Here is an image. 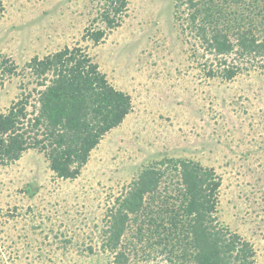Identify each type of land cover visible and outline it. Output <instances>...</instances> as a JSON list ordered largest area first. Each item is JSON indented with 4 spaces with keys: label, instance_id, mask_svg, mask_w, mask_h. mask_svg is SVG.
Here are the masks:
<instances>
[{
    "label": "rangeland",
    "instance_id": "obj_1",
    "mask_svg": "<svg viewBox=\"0 0 264 264\" xmlns=\"http://www.w3.org/2000/svg\"><path fill=\"white\" fill-rule=\"evenodd\" d=\"M247 1L223 8L256 14ZM101 2L1 0L0 111L34 86L26 63L65 46L88 53L129 94L132 108L73 179L56 177L37 148L0 164V264H117L103 249L111 207L149 169L160 183L118 248L129 253L126 264H195L181 256L182 245L194 251L190 235L178 233L171 261L164 236L152 247L147 231L154 224L147 217L162 215L166 198L177 203L180 159L213 173L219 184L212 223L249 241L255 264H264V68L233 54L227 63L239 70L232 78L208 74L216 61L183 34L187 11L175 0H129L120 24L94 43L85 31L102 26ZM11 63L14 74L4 73L2 65ZM139 229L147 231L141 241Z\"/></svg>",
    "mask_w": 264,
    "mask_h": 264
},
{
    "label": "trees",
    "instance_id": "obj_2",
    "mask_svg": "<svg viewBox=\"0 0 264 264\" xmlns=\"http://www.w3.org/2000/svg\"><path fill=\"white\" fill-rule=\"evenodd\" d=\"M175 1L177 10L182 7L187 11L182 18L183 34L205 51L207 59L216 61V70L209 69L208 74L232 78L239 70L238 65L227 63L233 54L243 57V62H255L264 68V0L243 3L251 11V7L256 8L254 15L246 14L244 9L242 14L234 7L232 15L229 4L223 8L226 1L239 6L244 0ZM128 2L102 0L98 12L102 26L87 29L85 36L98 43L120 24ZM179 14L176 18L180 19ZM217 22L222 26L216 27ZM2 67L8 74H14L16 69L12 63ZM24 69L35 84L30 90L24 87L21 95L0 111V164L12 163L24 151L37 148L56 177L73 179L80 174L100 138L131 111V97L115 88L79 46H65L42 58L32 57ZM177 163L181 192L176 204L165 199L162 215L147 217V222L154 223L147 229L150 246L161 245L163 235L170 250L163 251L171 252L167 258L172 261L170 244L181 232L185 238L191 236L188 242L194 248L192 251L182 245L181 249L186 250L181 256L186 263L192 258L195 264H255V251L249 241L212 223L214 193L219 184L213 173L190 161L180 159ZM159 177L152 169L143 171L111 207L103 249L112 254L117 264H126L129 259V253L119 249V244L128 222L141 220L147 209L144 198L154 197ZM145 231H137L139 241Z\"/></svg>",
    "mask_w": 264,
    "mask_h": 264
}]
</instances>
